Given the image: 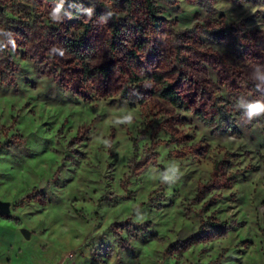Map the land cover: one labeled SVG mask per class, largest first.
<instances>
[{"label":"rangeland","instance_id":"374dc122","mask_svg":"<svg viewBox=\"0 0 264 264\" xmlns=\"http://www.w3.org/2000/svg\"><path fill=\"white\" fill-rule=\"evenodd\" d=\"M155 5L0 0L1 261L264 264V0Z\"/></svg>","mask_w":264,"mask_h":264},{"label":"trees","instance_id":"16d2710c","mask_svg":"<svg viewBox=\"0 0 264 264\" xmlns=\"http://www.w3.org/2000/svg\"><path fill=\"white\" fill-rule=\"evenodd\" d=\"M47 3L54 4L59 10L61 11H67L69 12V16H74L77 18H82L84 16V13L86 10H89L88 7L85 6V0H44ZM124 5L131 7L133 0H121ZM166 2L167 4H174L175 0H162ZM143 8L147 16L148 23L153 29L160 28V22L159 18L157 17V7L155 5V0H143ZM107 16L110 20V26L112 34L117 35L119 28L117 25V19L114 14H112L109 9H106ZM218 36V34H215ZM137 57L135 52H129L128 53V62L132 63L133 60ZM133 66V65H131ZM110 69L107 67L97 68V69H91V70H85L84 75L87 77L92 75L102 76L106 77L108 75V72ZM131 81L136 82L144 79H150L156 84L160 85V91L158 92L157 96L163 100L164 102L170 104L174 108L182 109V110H189L186 106L185 101L180 97V95L175 90V87L170 83H164L162 77L158 74L149 73V72H143L142 76H137L135 73H131ZM1 81V80H0ZM7 79H2V82H6ZM125 92V91H124ZM231 117L227 115H223L220 113L218 116H216L213 120L216 124L222 125L225 122H228ZM202 226L209 228V229H221L222 226L217 225L213 221H206L202 224Z\"/></svg>","mask_w":264,"mask_h":264},{"label":"crops","instance_id":"0c3cea01","mask_svg":"<svg viewBox=\"0 0 264 264\" xmlns=\"http://www.w3.org/2000/svg\"><path fill=\"white\" fill-rule=\"evenodd\" d=\"M0 218H3V217H0ZM21 232H22V229H21ZM23 235H24V234H23ZM31 235H32V234H31ZM31 235H30V236H26V237L30 238ZM18 254L20 255V257L22 256L21 250H19ZM15 256L18 257V255H15ZM66 259H67V257H66V255H65V257L63 258V260H59V259H58V261H57L56 264H71V263H68V262L66 263ZM8 261H9V260H3V261L0 260V264H9Z\"/></svg>","mask_w":264,"mask_h":264},{"label":"water","instance_id":"95a60500","mask_svg":"<svg viewBox=\"0 0 264 264\" xmlns=\"http://www.w3.org/2000/svg\"><path fill=\"white\" fill-rule=\"evenodd\" d=\"M9 212V205L6 203H0V217L5 216Z\"/></svg>","mask_w":264,"mask_h":264}]
</instances>
